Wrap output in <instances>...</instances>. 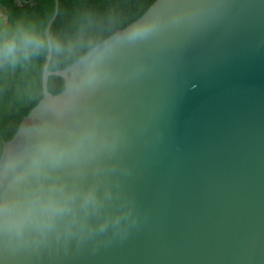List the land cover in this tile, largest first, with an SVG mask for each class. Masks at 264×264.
<instances>
[{
  "label": "water",
  "instance_id": "obj_1",
  "mask_svg": "<svg viewBox=\"0 0 264 264\" xmlns=\"http://www.w3.org/2000/svg\"><path fill=\"white\" fill-rule=\"evenodd\" d=\"M52 57L4 143L0 264H264V0H157Z\"/></svg>",
  "mask_w": 264,
  "mask_h": 264
},
{
  "label": "trees",
  "instance_id": "obj_2",
  "mask_svg": "<svg viewBox=\"0 0 264 264\" xmlns=\"http://www.w3.org/2000/svg\"><path fill=\"white\" fill-rule=\"evenodd\" d=\"M157 0H59V14L50 36L63 45L53 51L50 71L74 64L87 52L116 32L141 18ZM55 12V0H0V13L9 28L17 24L34 26L45 37L47 24ZM3 29H0L2 32ZM48 51H41L30 61L14 69H0V159L4 143L13 139L23 119L43 97L42 73ZM49 91L53 95L65 89V81L50 76Z\"/></svg>",
  "mask_w": 264,
  "mask_h": 264
},
{
  "label": "clouds",
  "instance_id": "obj_3",
  "mask_svg": "<svg viewBox=\"0 0 264 264\" xmlns=\"http://www.w3.org/2000/svg\"><path fill=\"white\" fill-rule=\"evenodd\" d=\"M0 69L15 68L18 64L30 61V59L43 51H55L59 53L63 45L53 37L47 40L35 31L34 26L25 27L17 24L9 28L6 18L0 13ZM138 34H133V38Z\"/></svg>",
  "mask_w": 264,
  "mask_h": 264
}]
</instances>
